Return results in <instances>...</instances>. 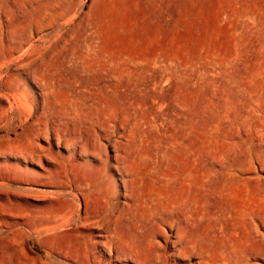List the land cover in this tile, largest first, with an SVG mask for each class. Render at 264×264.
Listing matches in <instances>:
<instances>
[{"label": "rangeland", "instance_id": "1", "mask_svg": "<svg viewBox=\"0 0 264 264\" xmlns=\"http://www.w3.org/2000/svg\"><path fill=\"white\" fill-rule=\"evenodd\" d=\"M92 212L99 264H264V0H0V264H97Z\"/></svg>", "mask_w": 264, "mask_h": 264}, {"label": "bare ground", "instance_id": "2", "mask_svg": "<svg viewBox=\"0 0 264 264\" xmlns=\"http://www.w3.org/2000/svg\"><path fill=\"white\" fill-rule=\"evenodd\" d=\"M107 72H105V74H106ZM132 77V76H131ZM115 78V77H114ZM156 78H157V76H156ZM151 79V78H150ZM156 86V85H155ZM151 92V91H150ZM140 93V92H139ZM163 99V98H162ZM162 101V100H161ZM172 101V100H171ZM151 104V103H150ZM149 105V104H148ZM152 107V106H151ZM151 110V109H150ZM155 110V109H154ZM147 124V123H146ZM169 132V131H168ZM149 135V134H148ZM145 136V135H144ZM164 139V138H163ZM133 153V152H132ZM135 154V153H134ZM113 166V165H112ZM41 168V167H40ZM118 168V167H117ZM43 170V169H42ZM115 171V170H114ZM27 174H31V175H34V174H32V172L30 173V172H26ZM44 173H45V170H44ZM113 173H116V172H113ZM127 173H128V171H127ZM46 174V173H45ZM45 174H41V175H35V176H37L38 178H43L44 177V175ZM157 175V174H156ZM120 176V175H119ZM44 181V180H43ZM22 182V181H21ZM120 182V181H119ZM78 183V182H77ZM76 183V184H77ZM121 183V182H120ZM124 183V182H123ZM82 183L81 182H79L78 183V185H81ZM105 184V183H104ZM59 186H63V187H65L64 186V183H59L58 184ZM74 186H76V185H74ZM57 187V186H56ZM42 189V188H41ZM76 189V188H75ZM103 189V188H102ZM104 189H106V188H104ZM107 190V189H106ZM57 191V190H56ZM63 191V190H62ZM72 191H75L76 192V190H72ZM78 192H79V190H78ZM104 192H105V190H104ZM46 193H49V192H46ZM51 194V193H50ZM103 194V193H102ZM110 194V193H109ZM22 195V194H21ZM69 195V194H68ZM20 196V195H19ZM19 196H15V200H17L18 198H19ZM53 196H54V194H53ZM81 196V195H80ZM83 196V195H82ZM25 199H26V201H28L27 200V197H24ZM31 198H33V197H31ZM101 198V197H100ZM22 199H23V197H22ZM24 199V200H25ZM43 199V198H42ZM43 200H45V199H43ZM48 200V199H47ZM106 200V199H105ZM25 201V203H22V201H21V204L20 203H18L19 205H21V206H23V207H26V208H28L27 207V202ZM109 201V200H108ZM29 202V201H28ZM101 202H103V201H101ZM119 205H121V204H119ZM29 206V205H28ZM103 207V206H102ZM101 207V208H102ZM107 207V206H106ZM105 207V208H106ZM97 210V209H96ZM66 210H64V211H62L61 213H59V215L58 216H56V218H53V219H51L50 221H48V226H50L51 228H53V229H59V228H62L63 226H67V224H68V222L69 221H71L74 217H77V216H74V215H70L69 217H66V215H67V212H65ZM100 211V210H99ZM102 211V210H101ZM70 212V211H69ZM7 214H8V212H6ZM104 213V212H103ZM82 214H84V213H82ZM106 214V213H105ZM86 215V214H85ZM97 215H99L98 214V212H92L89 216H86L83 220L81 219V221L79 220V222H78V224H76L75 225V229L73 228L72 229V234L70 235V237H72L73 239H74V245H72L73 246V248H88L87 247V245L89 246V248H94L95 249V251L96 252H94L93 250H90V251H88V253H87V255H86V258H89V259H91V261H93V262H96L97 264H99L100 262H101V256H100V258L97 256L96 257V254L95 253H97L98 255H107V252H106V250H105V248H106V246H108V245H106V241H105V237L103 236V234H101L100 233V231H99V228L96 226V223L95 224H93V223H90V220H91V218H95ZM22 215L21 214H18V213H16V214H8V218H15V217H21ZM80 216V215H79ZM84 217V216H83ZM100 217V216H99ZM101 218V217H100ZM99 218V219H100ZM77 219V218H76ZM98 219V218H97ZM98 219V220H99ZM96 220V219H95ZM103 220V219H102ZM107 220H109V218L107 219ZM107 220H106V222H107ZM78 221V220H77ZM101 221V220H100ZM73 222V221H72ZM72 222L70 223V224H72ZM102 222V221H101ZM99 223V222H98ZM104 224H105V222H104ZM107 224V223H106ZM102 225V224H101ZM72 227V226H71ZM103 227L105 228V226L103 225ZM106 229V228H105ZM109 229V228H108ZM101 230V229H100ZM70 232V231H69ZM105 232V231H104ZM109 232V231H108ZM68 233V232H67ZM105 234H107V233H105ZM109 234V233H108ZM112 236V235H111ZM170 236H172V235H170ZM170 236H169V238H170ZM109 238V237H108ZM111 238V237H110ZM109 238V239H110ZM163 238H166V236L165 237H163ZM107 239V238H106ZM167 239H168V237H167ZM174 239V238H173ZM110 240H112V239H110ZM66 241H67V239H66ZM66 241H61L60 242V248H67L68 247V243L66 242ZM71 241V240H70ZM165 241V240H164ZM172 242H174V240L172 241ZM113 243V242H112ZM165 243H166V245H170V243H168L167 241H165ZM162 244V243H161ZM113 245V244H112ZM116 245V244H115ZM152 245V244H151ZM154 245V244H153ZM173 245V244H172ZM231 246V245H230ZM153 248H155V247H153ZM158 248V247H157ZM173 248V247H172ZM174 248H175V246H174ZM229 248V247H228ZM231 248V247H230ZM168 250H170V249H168ZM110 251V250H109ZM127 251H128V249H127ZM177 250H175V252H176ZM125 253H127V252H125ZM129 253V252H128ZM135 253V252H134ZM133 252H132V257L133 258H136V254H134ZM147 253V252H146ZM263 254V253H262ZM127 255V254H126ZM264 255V254H263ZM109 256V255H108ZM146 257H148V256H146ZM109 259V258H108ZM112 259V258H111ZM127 259V258H126ZM150 259V258H149ZM81 262H84V261H82V260H80ZM80 261H79V263H80ZM132 261V260H131ZM153 261V260H152ZM151 262V261H150ZM155 262V261H154ZM137 263V262H136ZM216 263V262H215ZM217 263H219V262H217ZM134 264H135V261H134ZM140 264V263H139ZM167 264V263H166Z\"/></svg>", "mask_w": 264, "mask_h": 264}]
</instances>
